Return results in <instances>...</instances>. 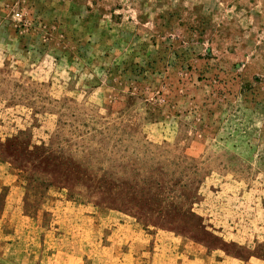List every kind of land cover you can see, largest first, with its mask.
Segmentation results:
<instances>
[{
	"label": "rangeland",
	"instance_id": "rangeland-1",
	"mask_svg": "<svg viewBox=\"0 0 264 264\" xmlns=\"http://www.w3.org/2000/svg\"><path fill=\"white\" fill-rule=\"evenodd\" d=\"M0 264H264V0H0Z\"/></svg>",
	"mask_w": 264,
	"mask_h": 264
}]
</instances>
